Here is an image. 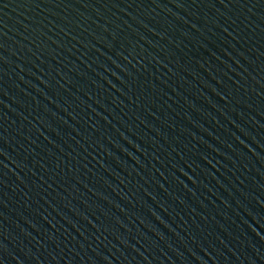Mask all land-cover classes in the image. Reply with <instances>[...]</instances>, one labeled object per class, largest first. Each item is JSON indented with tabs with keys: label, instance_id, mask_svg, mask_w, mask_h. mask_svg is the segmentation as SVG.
Returning a JSON list of instances; mask_svg holds the SVG:
<instances>
[{
	"label": "water",
	"instance_id": "95a60500",
	"mask_svg": "<svg viewBox=\"0 0 264 264\" xmlns=\"http://www.w3.org/2000/svg\"><path fill=\"white\" fill-rule=\"evenodd\" d=\"M0 264H264V0H0Z\"/></svg>",
	"mask_w": 264,
	"mask_h": 264
},
{
	"label": "snow or ice",
	"instance_id": "6c2138e0",
	"mask_svg": "<svg viewBox=\"0 0 264 264\" xmlns=\"http://www.w3.org/2000/svg\"><path fill=\"white\" fill-rule=\"evenodd\" d=\"M0 47H2V45H0Z\"/></svg>",
	"mask_w": 264,
	"mask_h": 264
}]
</instances>
